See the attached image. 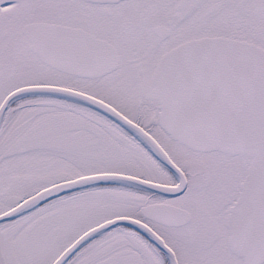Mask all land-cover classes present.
<instances>
[{
    "label": "snow or ice",
    "instance_id": "obj_1",
    "mask_svg": "<svg viewBox=\"0 0 264 264\" xmlns=\"http://www.w3.org/2000/svg\"><path fill=\"white\" fill-rule=\"evenodd\" d=\"M0 264H264V0H0Z\"/></svg>",
    "mask_w": 264,
    "mask_h": 264
}]
</instances>
